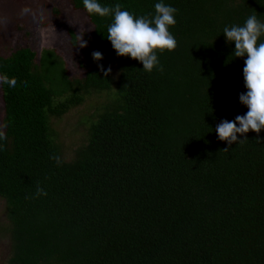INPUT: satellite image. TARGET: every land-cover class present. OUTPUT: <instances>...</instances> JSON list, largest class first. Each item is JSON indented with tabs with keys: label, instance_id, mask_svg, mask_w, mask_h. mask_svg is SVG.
<instances>
[{
	"label": "trees",
	"instance_id": "trees-1",
	"mask_svg": "<svg viewBox=\"0 0 264 264\" xmlns=\"http://www.w3.org/2000/svg\"><path fill=\"white\" fill-rule=\"evenodd\" d=\"M68 2L92 25L81 78L52 48L0 54L3 263L264 264V130L232 145L215 132L247 111L244 58L223 28L264 21V0H164L177 9V46L151 72L116 54L110 16ZM156 2L100 0L137 16ZM71 109L87 128L66 157L51 118Z\"/></svg>",
	"mask_w": 264,
	"mask_h": 264
},
{
	"label": "clouds",
	"instance_id": "clouds-1",
	"mask_svg": "<svg viewBox=\"0 0 264 264\" xmlns=\"http://www.w3.org/2000/svg\"><path fill=\"white\" fill-rule=\"evenodd\" d=\"M82 3L87 13L112 18L106 38L118 56H129L138 60L146 72H151L154 68L163 70L158 51H173L177 46V41L169 30L176 23L177 9L174 6L166 4L164 0H157L154 4V15L137 16L123 9L119 3L102 5L100 0H82ZM222 33L226 42H234V56L244 58L243 77L246 91L239 94V101L247 107V111L236 115L233 120L222 119L215 126L217 138L232 145L233 142L238 144L248 139L246 134L249 131L259 134L264 130V40L261 39L264 37V21L259 20L256 15H250L242 25L225 26ZM79 44L84 47L87 41L80 37ZM92 56L96 61L103 59L100 51H94ZM98 67L105 76L111 72V68L105 69L103 64ZM0 83L8 85L9 82L4 80ZM10 86L12 89L16 88L15 83ZM257 139H260L259 135ZM0 142L6 143L2 135ZM53 158L60 163L58 157ZM36 194L47 195L39 187Z\"/></svg>",
	"mask_w": 264,
	"mask_h": 264
},
{
	"label": "rangeland",
	"instance_id": "rangeland-1",
	"mask_svg": "<svg viewBox=\"0 0 264 264\" xmlns=\"http://www.w3.org/2000/svg\"><path fill=\"white\" fill-rule=\"evenodd\" d=\"M91 35L92 25L88 18L82 11L72 8L68 0H0V54L3 56L21 46L31 47L38 56L43 49L52 48L64 60L69 75L81 78L85 67L80 62H86ZM80 37L87 41L86 46L80 47ZM97 101L96 97H90L86 104ZM84 112L71 109L61 118H51L66 157L71 156L73 148L85 137L87 125L79 123ZM87 112L89 114L90 109ZM3 116L0 89V122ZM5 220L6 204L0 197V223ZM3 241L0 237V264H4L7 251Z\"/></svg>",
	"mask_w": 264,
	"mask_h": 264
}]
</instances>
